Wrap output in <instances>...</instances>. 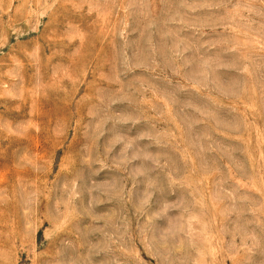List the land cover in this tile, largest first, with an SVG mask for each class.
Masks as SVG:
<instances>
[{
  "label": "rangeland",
  "instance_id": "1",
  "mask_svg": "<svg viewBox=\"0 0 264 264\" xmlns=\"http://www.w3.org/2000/svg\"><path fill=\"white\" fill-rule=\"evenodd\" d=\"M0 264H264V0H0Z\"/></svg>",
  "mask_w": 264,
  "mask_h": 264
}]
</instances>
